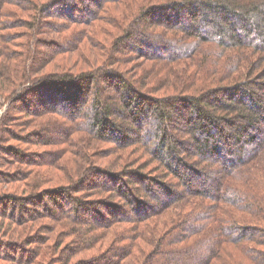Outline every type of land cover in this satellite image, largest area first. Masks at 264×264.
Masks as SVG:
<instances>
[{
    "label": "trees",
    "instance_id": "16d2710c",
    "mask_svg": "<svg viewBox=\"0 0 264 264\" xmlns=\"http://www.w3.org/2000/svg\"><path fill=\"white\" fill-rule=\"evenodd\" d=\"M61 2L46 0L45 5L34 7L37 13L33 28L37 32L44 26V16ZM19 4L15 0H0V21L12 14L7 5L19 7ZM131 15L134 16L132 27L123 30L116 48L121 49V44L135 36L144 37L143 45L163 48L168 55L152 58L138 48L137 51L150 60L166 63L163 78L169 88L177 87L179 82L181 86L174 95L158 98L142 93L130 80L125 82V76L115 70L66 76L69 83L77 84L73 98L67 99L70 109L75 110L81 104L83 107L79 115L71 113L69 118L80 120L77 128L94 139L112 142L115 149L111 155L116 154L117 162L123 159L122 152L127 147L136 145L143 148L151 162L159 163L162 173L151 177L138 168L116 172L88 167L89 172L109 176L110 182L115 183L114 186L105 184L104 192L118 196L124 205L112 206L111 212L127 205L132 210L124 211L123 207L119 212L124 213V218L103 215L100 220L94 218L97 224L92 225L77 216L91 203L71 196V212L75 216L66 214L64 219L74 225L70 229L68 225L66 234L79 238L75 246L81 250L75 253L97 248H100L98 252L104 251L106 244L103 243L111 236L109 227L125 223L131 227L116 231L107 248L112 247L86 264H103L106 259L108 263L104 264H120V259L125 261L133 256L139 240L152 247L151 253L139 260L140 264H264V130L260 129L264 124V97L254 90V87L264 90L258 84L264 79V0H169L161 5L143 4ZM93 20L95 13L92 12L90 22ZM157 21L169 30L161 41L156 40L161 34L145 36L147 26L138 30L142 23ZM8 25L2 21L0 29L9 28ZM245 74H248L247 80H244ZM100 77L110 82L120 80L115 89L126 90L116 109L103 103L105 95ZM81 82L86 86L80 85ZM91 85L96 91L85 100L86 88ZM155 91L156 88L151 89L150 93ZM184 107L192 109L187 120L193 129L190 127L189 140H178L173 137L172 124L182 115L175 113H181ZM115 115L134 121L137 127L117 124L112 120ZM226 126L230 133L225 132ZM253 129L257 134L251 132ZM45 130L46 133L53 131L52 128ZM69 132H65L66 136ZM230 138L245 145L229 147ZM249 148L252 150L248 151ZM89 158L84 153L83 161ZM169 178L175 182H168ZM203 178L212 182L203 187ZM88 179L84 176L68 191L76 192ZM137 184H145V188L135 189ZM137 191L146 193L148 201L135 197ZM155 220L158 225H148L147 222L151 224ZM145 252L143 249L141 253ZM108 253L111 255L107 256ZM36 254L34 251L31 255ZM2 259L15 264H35L28 259L12 258V261L0 256Z\"/></svg>",
    "mask_w": 264,
    "mask_h": 264
},
{
    "label": "rangeland",
    "instance_id": "374dc122",
    "mask_svg": "<svg viewBox=\"0 0 264 264\" xmlns=\"http://www.w3.org/2000/svg\"><path fill=\"white\" fill-rule=\"evenodd\" d=\"M15 1L22 8L7 5L6 9H10L12 14L2 17L0 21L9 23V28L0 29V256L11 260L28 259L35 264H86L88 260L100 258L102 253L105 254L112 247L107 248L116 231H123L131 225L119 223L109 227L111 236L103 243L106 244L104 251L103 248L102 252H98L100 248H97L91 252L75 253L81 250L75 246L79 238L66 234L68 225L69 229L74 225L64 219V215L72 213L71 196L81 197L83 201L91 203V206L81 209L77 214L85 223L97 224L96 220H100L103 215L112 219L124 218V213L119 212L124 206L119 211H110L112 206L124 205L122 199L114 194V197L110 196L111 192H104L105 184L115 185L110 182L112 178L99 176L93 170L119 172L138 168L151 177H158L162 172L159 163L151 162L143 148L136 145L127 147L122 152L123 159L117 162L116 154L111 155L115 149L112 142L104 143L80 131L77 127L81 121L69 117L71 113L79 115V109L83 107L81 104L82 108L70 109L67 99L73 98L77 84L69 83L67 77L88 76L101 69L115 70L125 76V82L130 80L138 86L142 93L158 98L174 95L181 86L180 82L177 87L172 85L169 88L163 78L166 63L160 59L150 60L160 54L168 55L166 50L143 45L144 37L141 36L121 44V49L116 48L120 41L118 37H122L132 27L133 12L140 10L143 4L161 5L169 0H122L120 3L114 0H61L52 13L44 16V26L38 32L33 28L37 13L34 7L45 5L46 0ZM92 12L95 13V20L90 22ZM146 23H142L138 30L147 26V37L152 33L161 34L162 37L156 39L161 41L163 35L169 33L168 28L159 21ZM170 35H174V32H170ZM137 48L150 58L139 53ZM246 75L244 80H247ZM255 78L258 79L257 76ZM99 80L105 95L103 103L111 104L116 109L121 105V97L126 90L115 89L116 83H121L120 80L110 82L102 77ZM172 81L176 84V77ZM152 83L155 84L150 86ZM258 84L264 86V79ZM80 85L86 86V83L81 82ZM155 88L156 91L150 93ZM86 89L85 100L96 91L94 85ZM254 90L261 98L264 97V90L257 87ZM83 111L86 113L87 109ZM191 111L184 107L181 113H175L176 116L182 114L172 124L175 139L191 138L189 133L193 127L187 120L188 115L191 117ZM150 114L155 115L152 112ZM112 120L123 127H137L134 121L122 119L119 115H115ZM50 128L53 131L46 133L45 129ZM260 129L264 130V124ZM68 130L70 132L66 136ZM225 132L230 133L228 126ZM251 132L257 134L255 129ZM228 143L233 148L245 145L244 142L235 143L232 138ZM84 153L90 156L88 161H83ZM133 159L139 160L134 162ZM88 167L93 170L89 172ZM84 176L89 179L80 191L69 192L68 189H72L70 187ZM168 182L175 180L169 178ZM211 182L203 178L201 186L207 187ZM137 187L143 189L145 184L135 185V189ZM138 192H134L135 197L148 201L146 193ZM41 195L43 197L38 198ZM10 197L13 200H9ZM130 209L127 205L123 210ZM72 214L75 216V213ZM156 222L147 223L156 226ZM137 246L133 256L125 261L120 259V264L122 261L123 264H140L139 260L151 253L152 247L143 241L139 240ZM142 248L147 251L145 254L141 253ZM34 251L37 254L31 255ZM106 260L103 264L108 263ZM0 264L15 263L2 259Z\"/></svg>",
    "mask_w": 264,
    "mask_h": 264
}]
</instances>
